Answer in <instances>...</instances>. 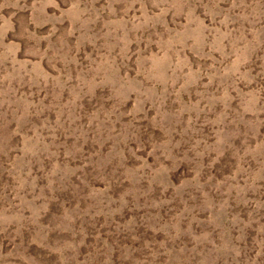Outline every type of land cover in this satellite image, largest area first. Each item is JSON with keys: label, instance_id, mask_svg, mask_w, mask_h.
<instances>
[{"label": "rangeland", "instance_id": "374dc122", "mask_svg": "<svg viewBox=\"0 0 264 264\" xmlns=\"http://www.w3.org/2000/svg\"><path fill=\"white\" fill-rule=\"evenodd\" d=\"M0 264H264V0H0Z\"/></svg>", "mask_w": 264, "mask_h": 264}]
</instances>
